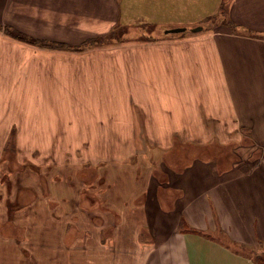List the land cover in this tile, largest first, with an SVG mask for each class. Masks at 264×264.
<instances>
[{"label": "crops", "instance_id": "1", "mask_svg": "<svg viewBox=\"0 0 264 264\" xmlns=\"http://www.w3.org/2000/svg\"><path fill=\"white\" fill-rule=\"evenodd\" d=\"M222 7L235 28L205 27ZM0 24L70 47L114 28L162 33L79 52L37 48L63 97L131 99L127 129L214 131L199 142L223 146L248 130L258 152L245 170L199 158L165 171L183 181L174 187L181 196L172 210L155 200L142 220L115 218V264H255L248 251L264 252V0H0ZM179 27L187 31L165 35Z\"/></svg>", "mask_w": 264, "mask_h": 264}, {"label": "rangeland", "instance_id": "2", "mask_svg": "<svg viewBox=\"0 0 264 264\" xmlns=\"http://www.w3.org/2000/svg\"><path fill=\"white\" fill-rule=\"evenodd\" d=\"M225 11L205 27L221 25ZM5 29L16 31L0 24V264H22L19 248L24 264H115V218L136 222L145 203L172 210L181 196L174 187L183 181L165 171L181 173L199 158L245 170L258 157L248 130L226 146L203 144L214 131L127 129L131 99L63 97V82L48 75L55 68L37 64L47 53ZM139 33L127 37L162 34L149 26ZM248 254L264 260V252Z\"/></svg>", "mask_w": 264, "mask_h": 264}, {"label": "trees", "instance_id": "3", "mask_svg": "<svg viewBox=\"0 0 264 264\" xmlns=\"http://www.w3.org/2000/svg\"><path fill=\"white\" fill-rule=\"evenodd\" d=\"M222 13H223V11L221 9L219 11V14L222 16L223 15ZM224 24H226L229 27H231V29L235 28V26L232 25V23L227 21V20L222 23V25H224ZM5 31H7V33L10 36H12L13 38H16L18 40L27 41V43H30V44H33V45H38V46H41L43 48H50V49H57V50H66V51H73V52H79V51L83 50L84 48L91 47V46H102V45H108V44H112V43H118V42L123 41V39H125V37H126V36H120L119 35L122 32L121 29L114 28L109 33H107V34H105L103 36L92 38V39H88V40L84 41L83 43H81L80 46L70 47V46H66V45L61 44V43L40 41V40H35V39H32V38H28V37L18 33L17 31H13V30H10V29H5ZM9 31H11L12 33H10ZM12 202L14 203V205L12 206L14 208V209L12 208L13 212L20 210L19 207H16L17 205H16L15 198L13 199ZM10 209H8V210H10ZM31 243L32 242L29 241L27 244L29 245ZM19 251L22 253L23 249L19 248ZM255 264H264V260L260 261L259 258H255Z\"/></svg>", "mask_w": 264, "mask_h": 264}, {"label": "water", "instance_id": "4", "mask_svg": "<svg viewBox=\"0 0 264 264\" xmlns=\"http://www.w3.org/2000/svg\"><path fill=\"white\" fill-rule=\"evenodd\" d=\"M186 31V28L184 27H179V28H172V29H168L165 31V34H179V33H184ZM201 31V27H196L191 29V32L195 33V32H199Z\"/></svg>", "mask_w": 264, "mask_h": 264}]
</instances>
